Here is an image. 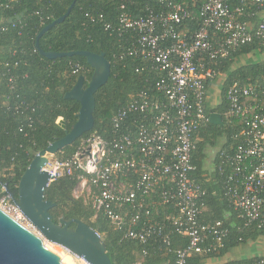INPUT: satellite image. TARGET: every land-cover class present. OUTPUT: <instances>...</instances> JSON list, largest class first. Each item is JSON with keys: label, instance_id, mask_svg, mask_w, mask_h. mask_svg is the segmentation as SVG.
Masks as SVG:
<instances>
[{"label": "built area", "instance_id": "1", "mask_svg": "<svg viewBox=\"0 0 264 264\" xmlns=\"http://www.w3.org/2000/svg\"><path fill=\"white\" fill-rule=\"evenodd\" d=\"M135 1L119 0L117 23L105 28L124 38L119 57H137L143 62L138 70L157 72L152 86L159 95L150 87L129 95L112 117L110 138L92 132L70 156L55 155L43 170L50 182L75 176L74 196L90 202L95 215H103L124 238L141 244L159 241L170 249L174 232L188 237L186 246L174 250V264H188L194 253L224 247L229 234L221 220L202 219L207 189L194 176L196 134L209 122L207 81L217 76L214 65L232 51L254 40L264 42V9L254 21L249 8L250 3L264 7V0H155L158 7L146 4L134 15L129 6ZM87 15L92 20L103 16ZM5 66L7 85L16 91L19 76L9 62ZM69 71L84 75L88 68L70 62ZM226 100L223 119L239 120L241 126L231 151L219 154L224 194L238 211L240 228L256 226L264 234V82L235 81L226 90ZM7 107L17 113L20 108L36 110L24 99ZM26 117L32 127V115ZM4 197L8 210L24 221L27 217L13 196L7 192ZM159 204H172L177 212L152 221ZM253 264H264V258Z\"/></svg>", "mask_w": 264, "mask_h": 264}, {"label": "trees", "instance_id": "2", "mask_svg": "<svg viewBox=\"0 0 264 264\" xmlns=\"http://www.w3.org/2000/svg\"><path fill=\"white\" fill-rule=\"evenodd\" d=\"M72 1L0 0V27H8L6 31H0L1 195L7 193L5 187L7 184L12 194L17 197L20 177L29 165L33 151L63 136L66 129H70L76 120L80 103L64 96L79 76L69 75L70 62H79L88 68L84 74L87 78L86 84L93 68L83 55L75 54L49 59L41 55L35 45L41 29L62 16ZM6 4H10V7ZM146 4L158 7L155 0H136L135 4L129 8L134 15H138L143 12ZM249 8L254 13L252 18L254 21L259 19L264 9L256 3H250ZM119 11V0H77L66 18L40 37V46L46 51L104 52L111 62V74L108 81L95 93L96 108L93 129L84 133L73 144L61 149L57 153L59 157L70 156L80 140L92 132L110 138L112 117L129 95L144 87H150L149 90L153 95H159L152 86L157 78V72H150L147 69L138 70L143 62L137 57H119L124 38H121L115 31L105 28L106 23L113 25L117 23ZM87 14H97V16L102 14L103 16L92 20ZM12 22L17 25L12 26ZM195 25L188 28L194 30ZM248 56H255V59L242 63L241 60L249 59ZM6 62L12 65V72L19 76L16 91H11L7 85ZM214 68L217 75L224 74L225 78L222 83V102L215 109L206 106L209 115L213 111L224 114L228 108L226 90L235 81L252 84L264 82V42L254 40L240 46L222 62L215 64ZM208 85L209 81H207ZM17 93L19 94L18 99L29 101L36 110L21 112L23 109L20 108L18 113L15 112L12 106L18 101L15 96ZM7 96L9 97L7 103H4ZM160 97H163V94H160ZM8 105L12 109L9 110ZM27 115H32V127L29 125ZM60 118L64 120V127L58 120ZM240 126L239 120L234 119L233 123H230L224 117L223 125L209 121L196 134L201 140L197 142L192 155V161L196 166L194 176L207 189L201 217L205 221L221 220L223 225L229 228V234L225 239L224 247L217 251L194 253L188 259V264H253L264 258V255H257L244 260L220 263V258L233 247L264 235L256 226L245 230L240 228L243 222L238 217V211L234 209L229 198L224 194L222 175L218 169L220 151L222 149L231 151V146L235 142L234 134L240 130ZM220 134L226 136V142L216 156L215 179L201 180L205 156L203 149L206 144L214 145ZM77 182L75 176L64 175L49 183L44 195L46 199L55 203L50 213L54 221H58L59 217L64 214L67 219L79 218L93 227L105 241L112 264H136L138 262L140 264H174V250L188 244V237L181 236L177 232L173 233L170 249L159 241L141 244L124 238L122 231L114 229L103 215H95L96 212L90 202L74 196L73 189ZM176 212L177 207L172 204H159L153 208L151 220L160 222L165 219L166 214Z\"/></svg>", "mask_w": 264, "mask_h": 264}, {"label": "water", "instance_id": "3", "mask_svg": "<svg viewBox=\"0 0 264 264\" xmlns=\"http://www.w3.org/2000/svg\"><path fill=\"white\" fill-rule=\"evenodd\" d=\"M76 1H72L62 16L41 29L35 45L39 53L49 59L75 54L83 55L93 68V72L87 84L86 76L81 74L77 77L72 88L65 92V98L75 99L80 103L76 120L70 129H66L63 136L33 151L31 161L20 177L17 186L18 196L15 197L5 184L7 192L13 196L14 202L39 233L32 231L0 208V264H73L66 258L62 261V254L46 245L43 238L65 247L91 264H112L107 253L106 243L101 235L79 218L67 219L62 214L58 221H54L50 209L55 206V203L46 199L44 195L50 178L43 167L61 149L73 144L84 133L93 129L96 108L95 93L108 81L111 74V62L104 52L95 53L89 50L46 51L40 46V37L55 24L62 22ZM209 121L214 124H224L223 115L218 111L210 113ZM59 122L64 127L65 123L62 118L59 119Z\"/></svg>", "mask_w": 264, "mask_h": 264}, {"label": "crops", "instance_id": "4", "mask_svg": "<svg viewBox=\"0 0 264 264\" xmlns=\"http://www.w3.org/2000/svg\"><path fill=\"white\" fill-rule=\"evenodd\" d=\"M218 76V75H217ZM214 77L212 79L209 80V85L207 86V93L213 90V94H214V98L211 100L210 98H208L207 102H206V106H209V102L211 101H215L216 97H218V94L222 93V84L220 82V78L218 77ZM218 86L219 88L217 89ZM218 90L219 93H216ZM222 102V95L220 96L219 99ZM218 101V100H217ZM219 105V104H217ZM198 138V135H196V139ZM195 139V140H196ZM197 141V140H196ZM225 140H220V150L222 148V145L225 144ZM209 146H214L213 144H206V150H205V156H204V160H203V171L201 172V180H207V181H212L215 179V168L217 165L216 162V156L219 150H214L213 151V155H212V159L209 160L207 154L210 152L211 149H209ZM216 148V147H215ZM206 159V161H205ZM212 163V165L209 164ZM209 165V166H208ZM198 179V178H197ZM200 181V180H199ZM264 235H260L257 239L255 240H249L244 244H240L236 247H233L232 249H230V251H228L226 254H224L223 257L220 258V263L221 262H228V261H239V260H244L247 258H251L257 255H262L260 253H262V251L264 250H260V246L264 247ZM255 245L257 247H255ZM261 251V252H259ZM215 263V262H213ZM218 263V261L216 262Z\"/></svg>", "mask_w": 264, "mask_h": 264}, {"label": "rangeland", "instance_id": "5", "mask_svg": "<svg viewBox=\"0 0 264 264\" xmlns=\"http://www.w3.org/2000/svg\"><path fill=\"white\" fill-rule=\"evenodd\" d=\"M261 56V55H260ZM249 57V56H248ZM251 59H255V56H250L249 57V59L247 58V59H243V60H241V62L242 63H245L246 61H249V60H251ZM218 78H220V82H221V84L223 83V80H224V78H225V76H224V74H219L218 76H217ZM217 87V89L219 88L218 86H216ZM222 88V87H221ZM216 93H219L218 92V90H217V92ZM220 96H221V94L219 93L218 94V97H216V100L215 101H211V102H209V108H211V109H215L218 105L217 104H220L221 103V101L219 100L220 99ZM208 98H210L211 100L214 98V94H213V90L212 91H210V94H209V92L207 93V100H208ZM218 100V101H217ZM59 120V119H58ZM217 140H216V142H215V144H214V146L212 147V146H209V149H211L210 150V152L207 154V156H208V159L209 160H211L212 159V155H213V151L214 150H219L220 149V140H225L226 139V136L224 135V134H220L217 138H216ZM197 142L198 141H200L201 139L198 137L197 139ZM206 146V145H205ZM216 147V148H215ZM204 151H203V153H205V150H206V147L203 149ZM204 160V159H203ZM205 161H206V159H205ZM204 163V162H203ZM209 164H210V162H209ZM210 165H212V163L210 164ZM209 166V165H208ZM5 194L4 195H1L0 194V207L4 210V211H6L7 213L9 212V214H11V215H13L8 209H9V204L8 203H6V201L4 200V199H6L5 197ZM4 206V207H3ZM23 222V221H22ZM21 222V223H22ZM27 223H30V224H32L31 223V221L29 220V219H24V222H23V224L24 225H26L27 227H29V228H31L32 226L33 227H35L33 224H32V226L31 225H29V224H27ZM32 227V231H34V232H38L36 229H34ZM36 228V227H35ZM39 233V232H38ZM44 239V242H45V244H49L48 246H50V247H52V248H55V249H58V250H61V251H63V252H66V253H68V254H70L71 256H72V258H73V260H74V262L76 263V264H84L83 263V261L80 259V258H78L76 255H74L73 253H71L68 249H66L65 247H63V246H61V245H59V244H57V243H54V242H52V241H50L49 239H47V238H43ZM242 244H244V243H242ZM264 245V244H263ZM255 247H257L256 245H255ZM261 248H260V250H264V247H262V246H260ZM258 248V247H257ZM258 250H259V248H258ZM259 252H261V251H259ZM260 254H262V255H264V251H262V253H260Z\"/></svg>", "mask_w": 264, "mask_h": 264}, {"label": "bare ground", "instance_id": "6", "mask_svg": "<svg viewBox=\"0 0 264 264\" xmlns=\"http://www.w3.org/2000/svg\"><path fill=\"white\" fill-rule=\"evenodd\" d=\"M4 207V206H3ZM1 208V207H0ZM2 209V208H1ZM6 212V211H5ZM7 213V212H6ZM8 214H9V212H8ZM13 214V213H12ZM9 215H11V214H9ZM12 217H14L15 219H17L19 222H22V220H20L19 219V217L18 216H16V215H11ZM24 222V221H23ZM23 222H22V224H23ZM27 224H29V225H31L32 226V224H30V223H27ZM26 226V225H25ZM27 227V226H26ZM33 227V226H32ZM32 227L31 228H29V229H31L32 230ZM34 229H36L35 227H33ZM37 230V229H36ZM38 233V232H37ZM45 243V242H44ZM46 245H49V244H46ZM53 249H55V248H53ZM56 251H58L59 253H61L62 254V256H61V259H62V261H63V259L64 258H66V259H68L70 262H72L73 264H76L75 262H74V260H73V258H72V256L70 255V254H68V253H66V252H63V251H61V250H58V249H55Z\"/></svg>", "mask_w": 264, "mask_h": 264}]
</instances>
